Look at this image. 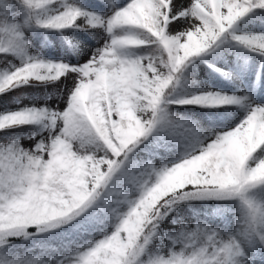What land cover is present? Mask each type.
<instances>
[{
	"label": "snow or ice",
	"instance_id": "6c2138e0",
	"mask_svg": "<svg viewBox=\"0 0 264 264\" xmlns=\"http://www.w3.org/2000/svg\"><path fill=\"white\" fill-rule=\"evenodd\" d=\"M0 264H264V0H0Z\"/></svg>",
	"mask_w": 264,
	"mask_h": 264
},
{
	"label": "rangeland",
	"instance_id": "374dc122",
	"mask_svg": "<svg viewBox=\"0 0 264 264\" xmlns=\"http://www.w3.org/2000/svg\"><path fill=\"white\" fill-rule=\"evenodd\" d=\"M87 2H89V3H92V4H100L101 3V0H87ZM200 67H203V68H206L207 66L206 65H200ZM209 71H211L210 69H209ZM209 83H214V84H216V86H218V87H226L227 86V82H220V83H216V81H208ZM27 97H25V99H26Z\"/></svg>",
	"mask_w": 264,
	"mask_h": 264
}]
</instances>
